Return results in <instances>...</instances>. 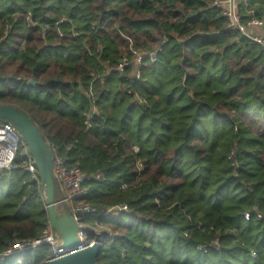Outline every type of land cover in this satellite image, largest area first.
<instances>
[{"label": "trees", "instance_id": "16d2710c", "mask_svg": "<svg viewBox=\"0 0 264 264\" xmlns=\"http://www.w3.org/2000/svg\"><path fill=\"white\" fill-rule=\"evenodd\" d=\"M246 1L241 12L264 15V0ZM211 2L0 0V105L25 113L85 174L104 173L81 220L101 231L97 264H264V54ZM158 46L138 82L113 71ZM15 163L0 179V252L48 226L40 184ZM117 205L126 209L105 214Z\"/></svg>", "mask_w": 264, "mask_h": 264}, {"label": "built area", "instance_id": "2783aa9c", "mask_svg": "<svg viewBox=\"0 0 264 264\" xmlns=\"http://www.w3.org/2000/svg\"><path fill=\"white\" fill-rule=\"evenodd\" d=\"M210 5L220 9L221 17L225 19L230 30L260 47L264 54V15L256 17L253 11L250 10L241 12L240 5H243V7L248 5L246 0H212ZM160 53V46L145 50H133L131 57L122 58L119 64L113 68V71L117 72L122 79L136 83L140 80L143 69L155 64ZM103 73V75H106L109 72L104 71ZM88 96L91 97V104L85 120L86 129L90 128V119L96 114L95 100L92 98L91 91ZM132 103L136 106L145 104L144 100L139 97H133ZM48 147L52 154L53 180L57 182L61 192V198L55 202V206L67 208L72 218L81 226L82 229L78 232L79 245L81 247L91 245L95 240H101V233L96 229L91 231V228L85 226L81 220L85 215H92L96 211L95 208L84 201V198L89 192L90 182L101 180L104 177V173L85 174L77 164L69 163L67 156L60 155L56 146L50 145ZM66 150L68 152L69 148ZM136 151L137 149L134 148V152ZM18 156L25 159L23 167L29 174L30 180L39 184L37 171L27 146L10 125L0 122V179L8 178L13 170L16 169L15 162ZM138 168L141 169L140 164ZM125 209V205H117L105 214L111 216ZM86 231H91L95 234L96 238L94 241L87 242L84 234ZM41 246H48L51 249L49 257L41 264H46L49 260L65 255V249L61 248L59 236L47 226L37 239L11 243L5 250L0 252V263L16 254L35 251Z\"/></svg>", "mask_w": 264, "mask_h": 264}, {"label": "water", "instance_id": "95a60500", "mask_svg": "<svg viewBox=\"0 0 264 264\" xmlns=\"http://www.w3.org/2000/svg\"><path fill=\"white\" fill-rule=\"evenodd\" d=\"M29 83L32 84L33 81ZM0 122L10 125L27 146L44 195L47 224L57 233L61 248L65 249V255L49 260L46 264H97L96 258L102 240H95L91 245L81 247L78 237L81 226L69 212L59 213L55 208L52 154L31 119L17 108L0 105Z\"/></svg>", "mask_w": 264, "mask_h": 264}, {"label": "rangeland", "instance_id": "374dc122", "mask_svg": "<svg viewBox=\"0 0 264 264\" xmlns=\"http://www.w3.org/2000/svg\"><path fill=\"white\" fill-rule=\"evenodd\" d=\"M93 229H96V228H91V231H92ZM96 230H98V229H96ZM98 232H100V233H101L100 229L98 230Z\"/></svg>", "mask_w": 264, "mask_h": 264}]
</instances>
